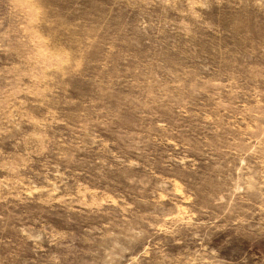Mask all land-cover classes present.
Returning a JSON list of instances; mask_svg holds the SVG:
<instances>
[{
  "label": "rangeland",
  "instance_id": "1",
  "mask_svg": "<svg viewBox=\"0 0 264 264\" xmlns=\"http://www.w3.org/2000/svg\"><path fill=\"white\" fill-rule=\"evenodd\" d=\"M0 264H264V0H0Z\"/></svg>",
  "mask_w": 264,
  "mask_h": 264
},
{
  "label": "clouds",
  "instance_id": "2",
  "mask_svg": "<svg viewBox=\"0 0 264 264\" xmlns=\"http://www.w3.org/2000/svg\"><path fill=\"white\" fill-rule=\"evenodd\" d=\"M16 10H17V11H23V10H25V6L22 5V4H21V5H17V6H16Z\"/></svg>",
  "mask_w": 264,
  "mask_h": 264
}]
</instances>
